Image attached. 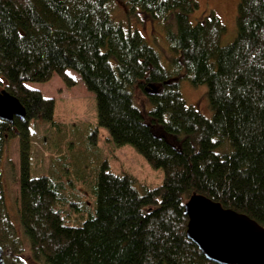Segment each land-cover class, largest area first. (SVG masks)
Here are the masks:
<instances>
[{
    "label": "trees",
    "instance_id": "obj_1",
    "mask_svg": "<svg viewBox=\"0 0 264 264\" xmlns=\"http://www.w3.org/2000/svg\"><path fill=\"white\" fill-rule=\"evenodd\" d=\"M109 1L0 0V89L26 111L24 121H0L5 264H26L4 204L2 160L12 139L18 180L11 161L7 174L19 184L18 225L35 264H213L185 235L183 205L192 194L264 228V0H238L236 38L226 47L214 13L190 22L195 0H122L161 41L162 30L169 53L152 38L169 54L168 62L162 58L169 70L139 31L113 21ZM68 71L94 94L98 125L114 145L132 147L163 173L160 186L140 192L133 177L113 174L104 162L94 182L95 212L78 225L69 224L67 198L54 179L30 176L29 122H51L55 101L28 84L57 76L71 90L77 82ZM182 81L207 87L211 119L187 106Z\"/></svg>",
    "mask_w": 264,
    "mask_h": 264
},
{
    "label": "rangeland",
    "instance_id": "obj_2",
    "mask_svg": "<svg viewBox=\"0 0 264 264\" xmlns=\"http://www.w3.org/2000/svg\"><path fill=\"white\" fill-rule=\"evenodd\" d=\"M199 6L189 20L192 24L214 13L222 22L226 32L220 38V45L226 47L236 38V10L238 0H195ZM109 13L113 21L124 26L126 30L139 31L146 43L158 52L161 59L169 61V52L163 37L151 30V23L141 19L138 13H129L122 0L109 1ZM155 27H158L155 25ZM153 37L159 39L166 49H160ZM164 67L169 70L171 63ZM76 80L77 85L67 90L59 77H54L46 84H28L31 89L38 90L46 98L55 101L53 119L51 122L31 120L29 129L31 135L30 176L32 178L49 177L60 186L62 196H65L69 215L68 222L72 225L83 223L95 212L94 182L99 167L106 162L115 175L126 173L136 180L140 192L144 188L155 189L161 185L163 173L154 170L130 146L117 147L110 140L108 131L98 125L96 99L89 92L79 77L67 72ZM180 92L187 106H193L207 119L212 112L207 100V87H193L188 81L180 83ZM140 99L143 97L137 93ZM148 103V102H147ZM139 107V104L136 103ZM146 108H151L147 105ZM108 140V141H107ZM5 161V163H4ZM7 161L14 165L16 180H18L19 145L18 139H12L7 144L6 154L2 160L3 181L5 184V210L13 224L17 238L23 242L22 259L26 264L31 262L28 244L19 230V200L18 181L10 182L7 174ZM12 181V180H11Z\"/></svg>",
    "mask_w": 264,
    "mask_h": 264
},
{
    "label": "water",
    "instance_id": "obj_3",
    "mask_svg": "<svg viewBox=\"0 0 264 264\" xmlns=\"http://www.w3.org/2000/svg\"><path fill=\"white\" fill-rule=\"evenodd\" d=\"M22 104L0 89V121H24ZM188 219L186 238L206 261L213 264H264V228L245 214L224 209L219 203L192 194L184 203ZM0 264H5L0 247Z\"/></svg>",
    "mask_w": 264,
    "mask_h": 264
},
{
    "label": "bare ground",
    "instance_id": "obj_4",
    "mask_svg": "<svg viewBox=\"0 0 264 264\" xmlns=\"http://www.w3.org/2000/svg\"><path fill=\"white\" fill-rule=\"evenodd\" d=\"M118 147V146H117Z\"/></svg>",
    "mask_w": 264,
    "mask_h": 264
},
{
    "label": "crops",
    "instance_id": "obj_5",
    "mask_svg": "<svg viewBox=\"0 0 264 264\" xmlns=\"http://www.w3.org/2000/svg\"><path fill=\"white\" fill-rule=\"evenodd\" d=\"M57 77V76H56Z\"/></svg>",
    "mask_w": 264,
    "mask_h": 264
}]
</instances>
